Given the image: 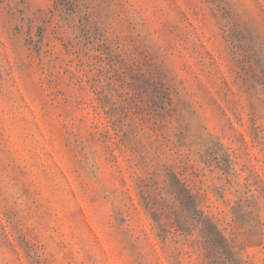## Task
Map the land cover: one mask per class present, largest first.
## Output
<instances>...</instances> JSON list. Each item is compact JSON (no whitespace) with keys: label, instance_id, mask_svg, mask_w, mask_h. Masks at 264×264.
I'll use <instances>...</instances> for the list:
<instances>
[{"label":"rangeland","instance_id":"obj_1","mask_svg":"<svg viewBox=\"0 0 264 264\" xmlns=\"http://www.w3.org/2000/svg\"><path fill=\"white\" fill-rule=\"evenodd\" d=\"M0 264H264V0H0Z\"/></svg>","mask_w":264,"mask_h":264},{"label":"trees","instance_id":"obj_2","mask_svg":"<svg viewBox=\"0 0 264 264\" xmlns=\"http://www.w3.org/2000/svg\"><path fill=\"white\" fill-rule=\"evenodd\" d=\"M216 261H220V260H217V258L215 259Z\"/></svg>","mask_w":264,"mask_h":264}]
</instances>
